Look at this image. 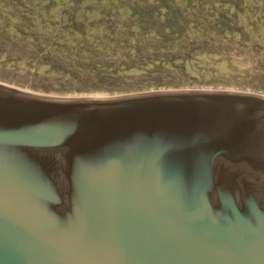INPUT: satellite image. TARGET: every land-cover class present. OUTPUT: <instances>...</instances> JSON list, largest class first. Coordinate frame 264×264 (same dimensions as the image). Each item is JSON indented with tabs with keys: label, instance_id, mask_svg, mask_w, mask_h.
<instances>
[{
	"label": "water",
	"instance_id": "95a60500",
	"mask_svg": "<svg viewBox=\"0 0 264 264\" xmlns=\"http://www.w3.org/2000/svg\"><path fill=\"white\" fill-rule=\"evenodd\" d=\"M0 264H264V94L0 82Z\"/></svg>",
	"mask_w": 264,
	"mask_h": 264
},
{
	"label": "rangeland",
	"instance_id": "374dc122",
	"mask_svg": "<svg viewBox=\"0 0 264 264\" xmlns=\"http://www.w3.org/2000/svg\"><path fill=\"white\" fill-rule=\"evenodd\" d=\"M38 1L0 0L2 83L64 97L190 88L264 94V0H71L73 10L113 16L103 17L109 30L96 45L86 42L87 54L43 43L31 20ZM129 11L146 14V24L131 29L137 23L119 17ZM9 12L25 21L11 24ZM163 18L169 31L160 27ZM119 22L131 24L121 31ZM10 25L34 32L37 46L11 33Z\"/></svg>",
	"mask_w": 264,
	"mask_h": 264
},
{
	"label": "trees",
	"instance_id": "16d2710c",
	"mask_svg": "<svg viewBox=\"0 0 264 264\" xmlns=\"http://www.w3.org/2000/svg\"><path fill=\"white\" fill-rule=\"evenodd\" d=\"M39 4L35 6L34 9H31V20L34 23V27L37 31L43 32V43L47 42L48 46L53 50H64L71 53H83L87 54L90 52L88 48L84 45L88 41L93 45H96L102 36H105L106 31L109 30L108 27L105 28L104 19H111L113 16L108 12H102L98 9L86 10L84 8L73 10L72 6L73 1L71 0H40ZM65 2V4H63ZM49 4L48 7H42V5ZM86 12H85V11ZM90 13V14H89ZM129 14L119 16L125 22H135L134 26H131V29H140V27L146 24L147 15L139 13H133L132 11L128 12ZM157 13V12H156ZM140 16H139V15ZM7 19L9 22L15 23L24 22L25 19L22 16H19L15 13H6ZM138 18L133 20V18ZM104 17V19H103ZM2 19L0 18V21ZM165 22V25L161 24L160 27L166 31H169V28L172 27L167 25L165 18L162 19V23ZM121 26V31L126 28L128 24L119 22ZM36 25L40 26L36 28ZM11 33H14L15 36L19 37L24 36L28 41L33 42V46L36 47V41L34 39L35 33L29 32L28 34L23 33L15 25H10L8 27ZM155 31V30H154ZM125 35L124 32H121ZM37 38V37H36ZM122 66L125 64H121Z\"/></svg>",
	"mask_w": 264,
	"mask_h": 264
}]
</instances>
